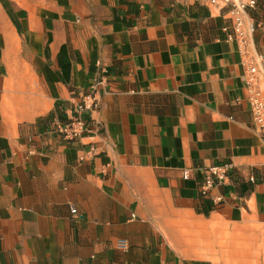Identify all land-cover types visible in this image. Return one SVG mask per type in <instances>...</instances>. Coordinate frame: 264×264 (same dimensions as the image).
<instances>
[{
	"label": "crops",
	"instance_id": "0c3cea01",
	"mask_svg": "<svg viewBox=\"0 0 264 264\" xmlns=\"http://www.w3.org/2000/svg\"><path fill=\"white\" fill-rule=\"evenodd\" d=\"M226 21L211 0H0V264H264V131ZM98 78L71 144L54 124ZM224 162L220 202L182 176Z\"/></svg>",
	"mask_w": 264,
	"mask_h": 264
},
{
	"label": "built area",
	"instance_id": "2783aa9c",
	"mask_svg": "<svg viewBox=\"0 0 264 264\" xmlns=\"http://www.w3.org/2000/svg\"><path fill=\"white\" fill-rule=\"evenodd\" d=\"M218 4L225 11L226 23L222 30L228 41H234L238 44V49L242 55L243 63L249 69V77L246 83L247 99L250 104L251 112L255 124L264 131V96L261 90L255 84V78L258 73L256 58L262 59L252 54L253 44L251 34L255 30L253 23H247V16L250 11L258 4L257 0H211ZM102 71L105 68L101 67ZM106 83L104 78H98L92 82L90 87L82 93L79 101L74 105L71 115L66 120H57L54 124V131L64 140L71 144H78L84 137L92 134L88 114L96 110L101 103L102 89ZM95 148L91 145L85 153L94 152ZM80 161L86 158L84 155L79 157ZM231 164L218 163L203 168L196 172L193 168L182 170L184 179L189 180L197 178L199 181L200 193L203 197L213 199L216 202L222 201V196H212V189L224 184L230 178ZM72 213H77L76 208H72Z\"/></svg>",
	"mask_w": 264,
	"mask_h": 264
}]
</instances>
